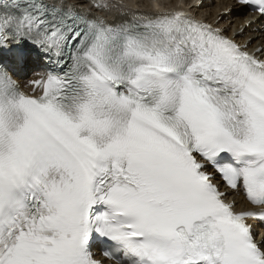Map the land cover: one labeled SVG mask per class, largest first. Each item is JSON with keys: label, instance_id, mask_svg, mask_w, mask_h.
<instances>
[{"label": "snow or ice", "instance_id": "snow-or-ice-1", "mask_svg": "<svg viewBox=\"0 0 264 264\" xmlns=\"http://www.w3.org/2000/svg\"><path fill=\"white\" fill-rule=\"evenodd\" d=\"M87 5L0 0V264H264V48Z\"/></svg>", "mask_w": 264, "mask_h": 264}, {"label": "bare ground", "instance_id": "bare-ground-1", "mask_svg": "<svg viewBox=\"0 0 264 264\" xmlns=\"http://www.w3.org/2000/svg\"><path fill=\"white\" fill-rule=\"evenodd\" d=\"M115 1V0H114ZM119 1V0H118ZM127 2V6L120 2H113L110 0H99L102 4H107L106 8H94L91 5H87L80 10H84L86 14L92 17L100 16L108 20L109 22H120L126 17L132 15H155L159 13V10L168 11L180 3L186 9H188L195 17H199L205 22L213 23L215 26L221 27L225 30V33L236 39L241 45H247V50L255 52L257 48H264V36L262 35L261 24L258 21L251 22L246 11L241 6H235V0H218L219 4L215 7H209L213 0L210 2H203L201 0H122ZM97 0H92V3H96ZM130 2V3H129ZM168 2V3H167ZM69 3L79 6V0H69ZM198 5V7H191V4ZM125 4V3H124ZM124 6V7H120ZM154 7V11L152 8ZM233 9H231V8ZM230 13L224 15L225 12ZM223 21V22H222ZM229 24L227 27L226 25ZM242 27V29H241ZM40 67L43 66L39 65ZM26 68L22 69L24 74ZM42 70L36 72L33 78L41 75ZM26 81V80H25ZM28 81L24 84H27ZM31 91V89H25ZM239 193H231L229 199H235L238 203V207L242 205L241 199L237 196ZM237 197V198H236ZM257 231L260 228L254 226Z\"/></svg>", "mask_w": 264, "mask_h": 264}, {"label": "rangeland", "instance_id": "rangeland-1", "mask_svg": "<svg viewBox=\"0 0 264 264\" xmlns=\"http://www.w3.org/2000/svg\"><path fill=\"white\" fill-rule=\"evenodd\" d=\"M111 1H113V2H120L121 4L123 3V5H125V6H127V4H128V3H127L128 1H127V2H125V1L122 2V0H119V1H118V0H115V1H114V0H111ZM169 1H171V0H169ZM208 1H209V0H208ZM124 3H125V4H124ZM129 3H130V2H129ZM167 3H168V2H167ZM218 4H219V1H218V0H213L212 4H211L209 7H212V8H213V7L217 6ZM128 5H129V4H128ZM222 22H223V21H222ZM228 25H229V24H227L226 27H227ZM30 71H31V72H30V76L27 77V78H31V76H32L33 73H34L33 69H31ZM33 76H34V75H33ZM27 78H26V79H27ZM26 82H27V81H25V83H26Z\"/></svg>", "mask_w": 264, "mask_h": 264}]
</instances>
